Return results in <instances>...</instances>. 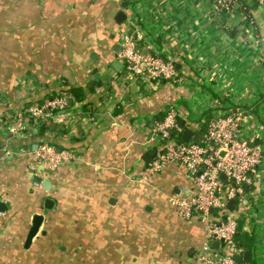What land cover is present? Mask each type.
<instances>
[{
  "label": "crops",
  "instance_id": "0c3cea01",
  "mask_svg": "<svg viewBox=\"0 0 264 264\" xmlns=\"http://www.w3.org/2000/svg\"><path fill=\"white\" fill-rule=\"evenodd\" d=\"M240 3L226 14L213 0H0V264H199L204 227L170 201L195 188L187 169L170 164L135 179L170 106L196 133L208 110L244 111L262 163L246 189L251 209L233 215L249 244L243 252L264 264V2ZM130 31L145 53L174 60L187 82L130 81L114 66ZM69 87L81 100L52 131L19 138L2 129L8 111ZM42 140L71 159L32 169L30 151ZM36 214L44 220L26 246Z\"/></svg>",
  "mask_w": 264,
  "mask_h": 264
},
{
  "label": "built area",
  "instance_id": "2783aa9c",
  "mask_svg": "<svg viewBox=\"0 0 264 264\" xmlns=\"http://www.w3.org/2000/svg\"><path fill=\"white\" fill-rule=\"evenodd\" d=\"M213 5L218 11L231 14L241 3L240 0H213ZM139 41L136 33L130 31L123 33L120 42L118 60L126 68L130 81L143 83L146 88H153L162 81L187 82L174 60L145 53ZM195 67L197 72H201L202 68L199 70L196 64ZM204 69L208 67L204 65ZM217 75L214 74L215 83ZM226 89L229 96L231 90ZM66 106L67 99L64 97H55L40 105H22L13 119H9L8 114L7 120H2L1 127L17 137L28 128L24 114L55 122L65 119ZM244 115V111L229 108L208 122L207 131L199 141L185 143L179 142L185 129L180 123V112L175 106H170L152 128L149 139L155 155L135 177L140 182H147L150 176L162 174L170 164L187 169L195 188L171 196L170 201L182 218L197 220L204 227L205 242L197 254L199 264H251L239 263L233 258L234 254H242L243 251L236 246L239 221L227 207L231 200H235L234 211L251 209L246 189L256 182L255 175L262 163V148L256 134L244 126ZM30 152L32 169L45 162L49 171H55L71 159L69 150L60 151L47 142L37 144ZM221 175L225 176L224 181ZM215 242L219 243L218 247H214Z\"/></svg>",
  "mask_w": 264,
  "mask_h": 264
},
{
  "label": "trees",
  "instance_id": "16d2710c",
  "mask_svg": "<svg viewBox=\"0 0 264 264\" xmlns=\"http://www.w3.org/2000/svg\"><path fill=\"white\" fill-rule=\"evenodd\" d=\"M245 5V4H244ZM248 7L245 6L243 8V11L244 13L247 15L248 14ZM123 72L124 73H127L126 72V68L123 67ZM78 89L75 88V87H69V88H62L61 91L57 92V93H53V94H49L43 98H41L40 100H34V101H29L27 103H23L24 104V107H27V106H31V105H34V104H42L44 103L46 100H49V99H52V98H55V97H64L67 99V106H66V109H65V113L68 112V108L71 106V101L72 99H76L78 101L81 100V94H80V91H77ZM264 97V96H263ZM13 111L11 112H7L6 114H4L1 119L2 120H7V115L9 114L10 117L9 119H13L14 116H16V113H17V110L18 109H12ZM225 111L221 112L219 115L217 116H220L222 115ZM58 112H56L55 114H57ZM205 121H203L200 126H199V129L197 130V132L201 135V137L204 136V134L206 133L207 131V128H208V122L217 117V116H214L210 110L206 111L205 113ZM25 117V120L27 121V124H28V128L27 130H25V132H21L19 134V138H21L24 135H27V134H30L32 133L33 135H40L42 137V135H45L47 134L48 132L52 131L51 130V123L54 122L53 120L51 119H41V118H35L31 115H29L28 113L24 114L23 115ZM18 138H15L13 139V142L15 140H17ZM17 142V141H16ZM43 142H47V141H40L38 142L39 143H43ZM47 143H50V142H47ZM53 145V143H50ZM55 146V145H54ZM56 147V146H55ZM237 217V216H236ZM238 219V217H237ZM239 221V230H238V233L236 234V246L238 247V249H240L241 251H244L245 249L248 248L249 244L245 241H243V238H242V233L240 231V225L242 223V221L240 219H238Z\"/></svg>",
  "mask_w": 264,
  "mask_h": 264
},
{
  "label": "water",
  "instance_id": "95a60500",
  "mask_svg": "<svg viewBox=\"0 0 264 264\" xmlns=\"http://www.w3.org/2000/svg\"><path fill=\"white\" fill-rule=\"evenodd\" d=\"M122 15V13L120 14ZM124 16V14H123ZM118 20H120V18H118ZM120 48V44H117V48L116 50H118ZM114 66L117 68V69H120L123 67V63L121 61H115L114 62ZM183 125V124H182ZM200 134L199 133H196L194 132L193 130L191 129H184L180 139H179V142H190V141H194V142H197L200 140ZM155 150H153L151 153H150V156H153L155 154ZM221 179L224 181L225 180V176L224 175H221L220 176ZM38 182H41V179L38 178L37 179ZM50 204L51 202L48 200L46 202V206L48 208H50ZM235 205H236V201L235 200H231L229 203H228V209L231 210V211H234L235 209ZM43 220H44V216L42 214H36L34 217H33V221H32V226L29 230V233H28V236H27V240H26V246H28L32 239L36 236V234L39 232L40 230V227L43 223ZM218 242H215L213 245L214 246H218ZM233 258L239 262V263H242V262H250L251 260V252L249 250H246L245 252H243L242 254H234Z\"/></svg>",
  "mask_w": 264,
  "mask_h": 264
},
{
  "label": "rangeland",
  "instance_id": "374dc122",
  "mask_svg": "<svg viewBox=\"0 0 264 264\" xmlns=\"http://www.w3.org/2000/svg\"><path fill=\"white\" fill-rule=\"evenodd\" d=\"M120 47H121V44H120ZM120 50V49H119Z\"/></svg>",
  "mask_w": 264,
  "mask_h": 264
}]
</instances>
